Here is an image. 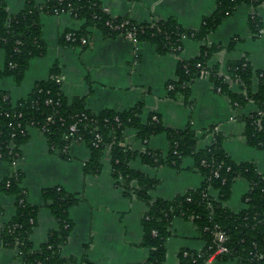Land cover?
Masks as SVG:
<instances>
[{"label":"crops","instance_id":"crops-1","mask_svg":"<svg viewBox=\"0 0 264 264\" xmlns=\"http://www.w3.org/2000/svg\"><path fill=\"white\" fill-rule=\"evenodd\" d=\"M111 17L127 18L136 24L174 18L186 29H198L204 17L211 15L216 0H98ZM9 14L18 13L24 0H5ZM42 0H37L41 4ZM253 9L240 5L203 42L187 39L182 42L178 54L159 55L146 42L135 44L123 37H106L95 29H88L85 47H69L61 37L67 31L79 30L82 23L69 13L40 15L42 39L46 44L44 56L30 61L20 84L10 77L0 78V93H9L12 103L25 98L37 81L46 80L52 68L61 77V91L71 100L82 97L85 107L93 113L103 110L126 111L141 103L139 114L145 123L149 114H155L162 124L180 130L187 125L198 137L196 149L209 146L211 135L206 131L213 127L222 138L221 147L235 163L251 162L257 172L264 173V149L249 146L244 138L245 123L241 116L255 110L252 102L240 112L232 108L228 96L213 90L205 78L195 79L189 88L186 102L167 96L166 85L175 80L179 59L188 60L199 54L202 44L219 47L208 61L217 66L221 75L233 61L244 60L251 68L250 91L257 92L259 80L256 73L264 70V5L254 8L261 28L257 36L248 24ZM4 53L0 50V65ZM229 91L240 94L243 89L237 81L226 78ZM14 84V85H13ZM9 85L16 89L8 88ZM241 115V116H240ZM231 117L233 119H231ZM135 129L123 133V146L136 153L145 150L166 152L168 142L164 133L142 142ZM27 141L20 148V156L8 163L0 159V225L8 223L15 213V197L1 190L2 182L14 172L21 174L19 186L25 191L27 202L37 208L36 226L30 240L36 248L45 242L55 222L42 197L45 189L61 188L73 194L78 203L69 208L68 216L73 228L68 241L61 249L63 258L77 262L86 257L93 264H139L147 258V250L138 246L142 229L140 221L146 205L132 197H126L115 185L111 176L110 154L105 150L101 157V172L85 175L83 164L90 152L84 144H71L69 157L60 158L51 152L45 136L39 129H27ZM191 158L182 161L180 169L170 167L150 168L135 158L129 166L149 178L159 180L150 193L151 199L171 200L202 182L194 169ZM249 185L236 180L231 187L229 199L223 206L233 213L245 208L243 197ZM216 197V192H211ZM170 237L165 248V264H177L180 250L199 251L204 243L198 237L191 221L176 218L172 221ZM0 264H20L14 250L0 247ZM214 264H237L234 261Z\"/></svg>","mask_w":264,"mask_h":264},{"label":"trees","instance_id":"trees-1","mask_svg":"<svg viewBox=\"0 0 264 264\" xmlns=\"http://www.w3.org/2000/svg\"><path fill=\"white\" fill-rule=\"evenodd\" d=\"M215 3L214 12L204 17L199 28L193 30L183 28L174 18L136 24L127 18L111 17L98 0H42L41 4H37V0H24L23 8L12 15L7 12L5 0H0V50L4 53L0 78L10 77L15 84H20L30 61L45 55L46 44L42 39L39 18L42 13L58 15L70 11L71 16L82 23L79 30L62 35V42L69 47L80 46L79 38L87 39L88 29L92 28L106 37L125 38L127 33H131L133 43H149L157 54L163 55L178 54L182 42L187 39L203 42L238 6L244 4L254 9L264 5V0H216ZM120 24L123 27L114 28ZM248 24L253 35L257 36L261 22L255 13L249 16ZM69 32L74 34L73 42L64 39ZM217 51L219 47L202 44L196 57L179 59L176 79L166 85L167 96L186 102L191 83L202 78L201 71H206L213 90L228 96L233 110L239 113L247 103L255 105L253 112L240 115V118L245 123L243 135L246 143L262 150L264 117L258 113L264 109V70L256 73L259 85L257 92L252 93V72L248 63L244 60L230 62L226 66V74L221 75L217 66L208 65L210 57ZM51 76H57L55 68L51 69L46 80L35 82L29 94L14 105L4 92L0 93V159L11 163L20 156L29 127L39 129L51 152L66 159L70 144L64 136L69 126L76 124L75 144H84L90 152L83 164L84 174L98 175L102 154L108 150L115 185L124 196L146 205L140 221L142 236L138 246L147 250V258L139 264H165V244L170 237V225L176 218L191 221L204 243L199 251L180 250L177 264H205L216 248L214 236L217 232L225 235L227 252L216 257L215 261L264 264V173L257 172L251 162H233L222 149V138L215 128L209 127L206 131L211 135L209 146L197 150L198 137L190 125L180 130L170 129L155 114H149L146 122L142 123L139 117L141 103L122 112L103 110L93 113L86 109L84 98L68 100L61 91V83H56ZM226 78L237 81L243 92H230ZM128 128L135 129L142 142L164 133L167 151H131L123 146V133ZM135 158L150 168L166 166L176 170L180 169L184 159L191 158L202 182L198 188L171 200L151 199L150 193L159 180L132 169L129 163ZM239 179L245 180L249 189L243 197L245 208L233 213L223 203L230 197L232 184ZM20 181L21 174L14 172L1 184L2 191L15 197V213L8 223L0 225V247L14 250L20 264H93L86 257L77 262L61 256V249L73 228L68 210L78 203V199L58 187L42 192L55 227L49 231L44 243L36 248L32 245L30 236L37 223V208L27 202L26 193L19 186ZM213 191L216 197L212 196Z\"/></svg>","mask_w":264,"mask_h":264},{"label":"built area","instance_id":"built-area-1","mask_svg":"<svg viewBox=\"0 0 264 264\" xmlns=\"http://www.w3.org/2000/svg\"><path fill=\"white\" fill-rule=\"evenodd\" d=\"M253 9V8H252ZM67 13H70V11H68ZM252 14H254V9L252 11ZM121 27H123V24H120L119 26H115V29H120ZM132 34L131 33H127L125 35V38L129 41L132 42ZM65 41L68 42H73L75 40L74 38V34L73 33H66L64 36ZM79 44L80 46H86L88 44V39L85 38H79ZM201 76L202 78L207 79L208 77V73L206 71H201ZM51 78L56 82V83H61V77L60 76H51ZM258 115H260L261 117H264V109L258 113ZM155 119V118H153ZM231 119H233L231 117ZM47 121H50V119L48 118ZM77 131L76 128V124H72L69 126L68 129V133L67 135L64 136L65 141H69V144H73L75 143V139H74V133ZM98 134L96 135V139H98ZM96 145V144H95ZM215 241H216V248L214 250V252L206 259L205 264H214L216 257H218L219 255H222L224 253L227 252V248L224 246V242H225V235L222 232H217L215 233Z\"/></svg>","mask_w":264,"mask_h":264},{"label":"rangeland","instance_id":"rangeland-1","mask_svg":"<svg viewBox=\"0 0 264 264\" xmlns=\"http://www.w3.org/2000/svg\"><path fill=\"white\" fill-rule=\"evenodd\" d=\"M14 85V84H13ZM8 88H10V89H16V88H14L13 86H11V85H9V87ZM5 94L7 95V96H9V93L8 92H5ZM10 97V96H9ZM9 102L11 103V104H15V103H12V101H11V99L9 98Z\"/></svg>","mask_w":264,"mask_h":264}]
</instances>
